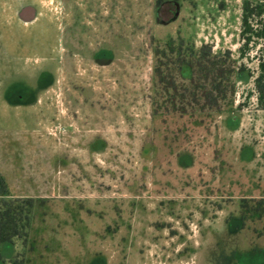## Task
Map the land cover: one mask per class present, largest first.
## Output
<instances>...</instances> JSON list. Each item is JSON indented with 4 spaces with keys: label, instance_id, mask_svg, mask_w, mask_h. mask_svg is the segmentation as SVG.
<instances>
[{
    "label": "rangeland",
    "instance_id": "rangeland-1",
    "mask_svg": "<svg viewBox=\"0 0 264 264\" xmlns=\"http://www.w3.org/2000/svg\"><path fill=\"white\" fill-rule=\"evenodd\" d=\"M241 19L209 0H0V175L33 201L0 264H264V42L241 58ZM171 41L229 51L234 95L172 102ZM50 76L36 103L5 99Z\"/></svg>",
    "mask_w": 264,
    "mask_h": 264
},
{
    "label": "trees",
    "instance_id": "trees-1",
    "mask_svg": "<svg viewBox=\"0 0 264 264\" xmlns=\"http://www.w3.org/2000/svg\"><path fill=\"white\" fill-rule=\"evenodd\" d=\"M241 23L243 45L240 55L243 58L253 39L264 42V4L244 3ZM170 43L171 54L177 58L172 63L177 65L182 77L188 80V83L177 85L175 80H169L167 76L161 78L160 85L164 90L173 92L172 102L181 93V101L188 100L189 106L196 104L202 108H218L220 102L234 95L236 88L233 75L236 69L229 51L214 53L210 45L196 49L183 42L176 46L172 41ZM258 61L254 92L257 108L264 110V43ZM184 71V74L188 72L187 79L183 76ZM243 74H246V69L243 66L237 68L236 75L240 77ZM32 207L33 201L30 199H12L6 181L0 175V244H10L16 238H27Z\"/></svg>",
    "mask_w": 264,
    "mask_h": 264
},
{
    "label": "flooded vegetation",
    "instance_id": "flooded-vegetation-1",
    "mask_svg": "<svg viewBox=\"0 0 264 264\" xmlns=\"http://www.w3.org/2000/svg\"><path fill=\"white\" fill-rule=\"evenodd\" d=\"M108 56L109 54L103 56V53H99L98 58L103 64L104 61L102 60H108ZM50 78L51 81L49 83H40V86H38L37 88L29 85H24L22 83H16L17 86L10 87V90L5 96V99L11 101L12 99L10 98V94L17 90V92L15 93L17 94V97H19V99L17 100V102H15V104L17 103L16 105L36 103V98L39 96V94L43 92V90H45L46 87L52 82V77L50 76Z\"/></svg>",
    "mask_w": 264,
    "mask_h": 264
},
{
    "label": "crops",
    "instance_id": "crops-1",
    "mask_svg": "<svg viewBox=\"0 0 264 264\" xmlns=\"http://www.w3.org/2000/svg\"><path fill=\"white\" fill-rule=\"evenodd\" d=\"M212 1L214 5H220V6H243L246 2H251L253 4H264V0H209ZM224 13H227L223 11ZM241 17V14H240ZM232 35H229L228 37L231 38ZM235 36V35H234Z\"/></svg>",
    "mask_w": 264,
    "mask_h": 264
}]
</instances>
